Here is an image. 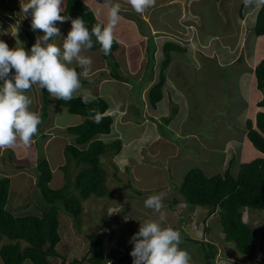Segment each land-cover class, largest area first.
<instances>
[{"label": "rangeland", "instance_id": "obj_1", "mask_svg": "<svg viewBox=\"0 0 264 264\" xmlns=\"http://www.w3.org/2000/svg\"><path fill=\"white\" fill-rule=\"evenodd\" d=\"M242 1L156 0L154 7L146 9L142 14L139 13L140 15H137L127 0L91 1L90 6L96 16L104 20L105 24L109 17L105 15H109L112 5L119 7L121 16L131 18L133 22L128 23L119 18L115 26L119 30L123 25V31L128 38L148 30L149 23L156 28L163 27L165 31H168V28L175 29L173 34L164 33L163 39L177 40L186 48V51L176 52V58H173L175 61L184 60L194 64L198 70L203 66L201 74L198 70H189L192 75L189 74L187 79L198 97L206 98V102L202 104L205 110L198 114L191 111L193 104L189 101L193 98L185 91L188 87L184 85L187 81L183 73L187 68L183 65L174 63L166 68L165 75L169 74V78L165 83V95L154 107L146 94L147 89H144L147 88L149 79L154 76L155 81L158 79V64L154 74L149 73V77L145 75L149 70L147 50H143L142 46L136 43L130 48L128 57L123 51L116 52L114 59L121 64L120 73L127 77L126 81L112 78V68L106 59L104 60L100 49L98 52L83 50L81 54L92 60L91 70L85 78L91 82L95 77L98 80L81 84L93 96L100 95L107 99L110 103L109 112L114 116L113 133L102 138L106 142L119 138L122 140V148L119 153L102 158L103 167L107 172L108 190L104 196L93 194L83 200L81 230L71 216L60 212L59 232L62 240L57 245V250L61 256L50 257L51 264H70L76 258L88 256L90 241L87 235L91 233H100L105 239L108 260L105 264H132L129 253L133 244L129 241L133 234L138 232L140 223L145 220H155L160 222L162 227L179 231L180 247L189 253L190 264H207V260L202 257V249H213V245H210L212 242L218 246L213 264H264V212L244 210V218L253 224L258 235L252 256H247L220 239L217 233L219 225L218 228L214 226L218 224V214L209 215L208 208L200 206L191 209L183 201L173 206L170 204L174 198H180L178 185L192 168H202L214 174L224 172L233 158V166L238 169L242 162H250L263 156L247 142L244 124L247 116L256 114L259 107L257 104L255 106V103L264 97V91L255 90V78L251 72H254V62L247 55L248 52H254L257 63L264 59V36H257L252 27L256 9L261 3L259 0H252L251 3L245 4L242 10L248 13H244L241 18ZM25 2L26 0L14 5L15 16L12 17L19 19L21 23V31H18L19 47L29 51L37 36L43 33L33 31L23 23L31 17L30 14L25 16L22 13L21 4ZM6 3L8 4V1ZM2 4H5L4 0H0V5ZM65 5L66 3L64 8ZM61 8L63 9L62 5ZM189 20L192 21L190 25ZM56 26L60 29L62 39L66 34V27L60 22H57ZM70 28L71 26L68 31ZM244 33L245 40L240 44ZM210 34L216 36L206 38ZM13 36H16V33H13ZM32 37L34 42L31 41ZM236 37L240 38L236 40L237 44L232 42ZM154 39L156 41V38ZM247 41L250 45L257 42V52L254 48L246 46ZM54 42L59 44V38H55ZM6 44L10 49L13 48L12 40H7ZM153 45L154 40L150 38L148 49ZM241 56L244 59L239 62L237 59ZM162 61L163 58L160 59L159 68H162ZM206 63L219 66L218 70L213 65L219 72L217 76L212 73L211 68H205ZM71 67L75 70L79 68L81 73V68L75 63ZM226 72L232 73H228V76ZM45 92L47 93L46 90H40L38 86L33 85L26 93L32 99L30 110L37 112L40 117L45 100L47 103L48 99L51 100L49 94L46 98ZM245 100L251 104L246 106ZM50 104L48 117L41 126L42 129L46 128V140L34 136L36 139L33 137L28 146L18 143L9 148L16 152V156L8 149L0 153V173L11 178L12 201L10 200L9 208L17 215L39 214L49 207L36 185L35 167L39 155L48 157L51 162L54 173L51 185L54 188L62 187L66 180L79 170L73 161H70L68 169L65 165L68 160L64 154V146L75 141V136L67 133L65 128L82 123L85 117L72 114L67 107L57 103ZM175 107H179L177 114H173ZM244 107H247V112L240 117L238 111ZM229 139H232L231 143L226 144ZM60 162H63L61 167L57 165ZM19 163L25 167L17 168ZM232 169L235 170L233 167ZM161 192L165 193L161 209L163 220L160 213L144 206L147 197ZM112 210L119 212L109 215ZM205 226H212V231H206ZM6 240L8 241L7 238L1 240L0 246ZM199 240L205 242L201 244ZM30 263L31 260H26L22 264ZM82 264L92 263L85 260Z\"/></svg>", "mask_w": 264, "mask_h": 264}, {"label": "trees", "instance_id": "obj_2", "mask_svg": "<svg viewBox=\"0 0 264 264\" xmlns=\"http://www.w3.org/2000/svg\"><path fill=\"white\" fill-rule=\"evenodd\" d=\"M6 1H8V4ZM4 2L5 4L0 5V9L11 16H15L14 5H17L18 2L16 0H4ZM242 3L241 16H243L242 9L246 4L245 0ZM61 14L70 16L72 19L81 17L89 30L94 24H104L84 0H66L65 8L61 11ZM253 29L257 36H264V4H261L257 10ZM145 32L144 35L148 36L147 44L150 38L154 40L152 48L148 49L147 45L149 70L145 75L149 77V73L154 74L157 65L156 51L158 46L155 43V35L151 36L145 34ZM31 41L34 42L33 37ZM93 41L94 46L91 50L100 49V45L95 43V37H93ZM119 48L120 42L115 38L111 54L108 56H105L103 52L102 54L112 68L110 70L112 78L118 81H126L127 77L120 73L121 64L114 59ZM163 50L165 55L161 62L162 68L157 73L158 80L151 85L148 91L150 103L154 107L163 99L166 83L165 70L172 60V53L174 51H186V48L173 41H166ZM243 59L244 57L241 56L237 60L242 62ZM253 70L254 72H251L254 73L255 90L264 91V59H261ZM76 71L80 73L79 68ZM240 72L238 71V73ZM227 74L224 75L225 79L229 76L228 74L226 77ZM80 79L81 83L84 84L94 82L85 77H80ZM154 79L155 76L148 81ZM191 91L194 100L192 111L196 114L202 113L205 110V106L202 104L206 102V98L198 97L199 95L195 93L193 88ZM45 96L48 97L47 94ZM50 99H48V103L46 100L44 102L41 116L42 123L48 117L50 102L67 107L72 114L85 117L82 123L66 128L67 133L75 136V141L67 143L64 147V154L68 160L65 165L68 169V165H71L70 161H73L79 170L76 171L75 175L73 173L70 177L68 176V180L62 187L54 188L51 185L54 173L49 158L44 155L43 157L37 155L36 185L49 207L43 210L42 213L26 215H17L9 208L12 201V198L10 199L11 178L0 174V241L4 238L8 239L0 246V256L5 264H22L26 260H31L32 264H51L50 257L61 256L57 250V245L62 240L59 232L60 212H65L71 216L75 221V225L81 230L80 215L83 210V200L90 198L93 194L104 196L108 190L107 172L103 167L102 158L117 154L122 148V140L115 139L106 142L101 137L112 132L114 122L113 116L108 114L110 103L107 99L97 95L90 104H84L80 99L71 101H63L54 97ZM250 104V101L246 102V106ZM256 104L259 107L256 114L252 117H246L244 123L245 137L248 139L247 142L252 144L263 156L250 162H242L238 169L233 166V158L230 160V166L224 172H214V174L213 172L204 171L202 168H192L184 175L178 185L180 198H174L170 203L173 206L183 201L191 209L200 206L208 208L209 215L218 214L219 221L214 226L218 228L219 225L218 231L220 232L217 231V233H219L220 239L226 244L230 243L240 254L247 256H252L253 246L258 235L253 224L244 218V210L249 209L257 213L264 212V97L259 99L255 106ZM175 108L173 114H177L179 111V107ZM90 109H96L103 115V119L99 124L89 119ZM245 112H247V107L238 111L239 116L241 117ZM42 123L38 126L39 130L35 136L37 139L43 138L46 140L47 133L42 129ZM36 137L34 138L36 139ZM11 151L12 155L16 154L14 150ZM16 166L19 169L25 167L24 164L20 163ZM205 230L212 231V226H205ZM87 237L90 241L89 255H85L81 259L76 258L70 264H82L85 260L90 261L92 264H105L108 260L103 235L91 233ZM204 242V240H199L201 244ZM210 245H213V249H202V257L207 260V264H213L218 253L217 244L212 242Z\"/></svg>", "mask_w": 264, "mask_h": 264}, {"label": "clouds", "instance_id": "obj_3", "mask_svg": "<svg viewBox=\"0 0 264 264\" xmlns=\"http://www.w3.org/2000/svg\"><path fill=\"white\" fill-rule=\"evenodd\" d=\"M127 2L137 15L156 4V0H127ZM251 2L252 0H245L246 4ZM259 3L264 4V0H259ZM61 5L62 0H26L21 4L22 13L25 16L31 15V29L43 33L37 36L36 42L29 51L24 47L10 49L0 40V149L13 148L18 143L28 146L37 135L42 119L37 112L30 110L32 99L26 94L33 85L38 86L40 90H46L45 94H49L50 98L63 101L80 99L84 104H90L95 100L96 96L84 89L81 84V75L87 77L92 65L91 58L81 53L85 49L93 48V37H95V43L100 45L103 54L105 56L111 54L115 42L114 28L119 19V7L111 8L107 24L97 23L89 30L81 17L72 19L70 16L62 15ZM258 8L259 6L256 11ZM66 21H71V28L66 37L61 39L62 34L56 24ZM141 34L144 35V32ZM55 38H59V44L54 42ZM163 46L161 51L164 59ZM158 51L159 48L156 57ZM74 63L83 70L81 73L71 67ZM157 64H160L158 57ZM151 81L144 89V91L147 89V96L151 87L149 84L155 83ZM109 110L108 114L112 115ZM116 110L118 111V107ZM89 119L99 124L103 115L96 109H90ZM112 133L113 128L110 134L101 137ZM231 141L232 139H229L226 144ZM164 198L165 193L161 192L144 200V206L160 213L161 220H163L161 209ZM118 212L112 210L108 214ZM129 242L133 244L129 253L132 264H190L189 253L180 247V232L171 227H162L161 223L155 220H145L140 223L138 232L133 234Z\"/></svg>", "mask_w": 264, "mask_h": 264}, {"label": "crops", "instance_id": "obj_4", "mask_svg": "<svg viewBox=\"0 0 264 264\" xmlns=\"http://www.w3.org/2000/svg\"><path fill=\"white\" fill-rule=\"evenodd\" d=\"M17 2H22V1H24V0H16ZM89 6H90V3H91V1H94V2H98V0H84ZM104 1H106V0H104ZM66 3V0H62V7H63V9H64V4ZM113 4V3H112ZM114 5H112V7H113ZM91 8H92V6H90ZM62 9V10H63ZM107 9H109V7L107 8ZM244 13L245 14H247L248 13V11H244ZM256 13H257V11H256ZM253 14V13H252ZM249 15H251V14H249ZM109 15H105V17H108ZM118 16H119V18L120 19H122V20H124L126 23H128V22H133L132 21V19L131 18H126V17H123V16H121L119 13H118ZM12 16L9 14V13H6V12H4V11H2L1 9H0V40H2V41H4L5 43L7 42V40H12V44H11V46L13 47V48H15V47H19V39H20V37H19V32L18 31H21V29H19V25H21V23H20V20L19 19H17V18H15V17H12ZM100 17V16H99ZM121 17H123V18H121ZM102 19V18H101ZM102 21V20H101ZM104 21V20H103ZM102 21V22H103ZM26 26H29V27H31V17H29V18H27L24 22H23ZM104 23V22H103ZM14 24V25H13ZM105 24V23H104ZM190 24H192L190 21H188V25H190ZM254 24H255V20H254ZM254 24H253V26H254ZM127 25V24H126ZM149 25V29L148 30H145L144 32H145V34H150L151 33V35H154V34H156L155 35V38H156V41H155V43H156V45H160V46H158V48H159V51H158V53H157V57H158V59L160 58V59H162V51H161V46L162 45H164V43H165V39H163V35H164V33H168V32H170L171 34H173L174 33V31L173 30H175V29H169L168 28V31H165L164 30V28L162 27V28H156V27H154L153 25H151V23H149L148 24ZM63 26L64 27H66L65 29H66V34H65V36L64 37H66V35H67V33H68V28H69V26H71V23H70V21H66V22H64L63 23ZM127 27H128V25H127ZM129 28V27H128ZM7 29H9V30H7ZM167 30V29H166ZM16 31V32H15ZM38 31H40V30H38ZM199 32V31H198ZM13 33H16V36H13ZM170 33H168L167 35H169ZM114 36H115V38H117L119 41H120V48H119V50L118 51H120V52H124V53H126V56H127V54H129V50H130V48L133 46V45H135L136 43L139 45V46H142V49L143 50H147V39H148V36H146V35H142L140 32H138L136 35H134V36H132V35H130L129 36V38L125 35V31H123V25H121L120 27H119V30H118V28H115L114 29ZM213 36H216V35H208V37H206V38H209V37H213ZM245 33L242 35V37H241V39L238 37H236V39H234L232 42L233 43H235V44H237L236 43V40H239L240 39V41H239V43L241 44L242 43V41H244L245 39ZM171 41H173V42H175V43H178L179 41H174V40H172V39H170ZM238 43V44H239ZM257 42H255L253 45H250V42H248L247 41V43H246V46L248 47V48H254V50H255V52H257V47L255 46V44H256ZM178 44H180V43H178ZM181 46H182V44H180ZM185 48V47H184ZM117 51V52H118ZM248 51V50H247ZM94 52H98L97 50H95ZM176 52L177 51H174L173 52V54H172V60H171V62H170V64H169V66L170 65H173L174 63L177 65H183V66H185L186 68H187V70H185V73H183V77L186 79V81L187 82H184V85L186 86V87H188V89L186 90L185 89V91H187L190 95H192V86H191V84L189 83V81H188V79H187V77H189V74H191L192 75V73H190V71L189 70H198V69H196L195 68V66H194V64L192 65L191 63H187L186 61H184V60H181V61H175V59H173V58H176ZM183 52V51H182ZM226 52V51H225ZM161 53V54H160ZM101 54H102V52H101ZM254 54V52H252L251 54H250V52H248L247 53V55H248V58L252 61V62H254V67L253 68H255L256 67V65L258 64L257 62H256V60H257V57H256V55H253ZM262 54V53H261ZM102 56H103V54H102ZM263 55H261V57H262ZM128 57V56H127ZM104 58V57H103ZM104 60H105V58H104ZM106 62H107V60H105ZM215 66V68L216 69H218L219 70V66L218 65H216L215 63H212V64H210V63H206L205 64V68L208 66L209 68H211V70H212V73L215 75V76H217L218 75V70H215V68H214V66ZM169 66H167V68L169 67ZM202 68H203V66L201 67V69L200 70H198V71H200V74H201V72H202ZM160 68H159V64H158V70H159ZM166 71V70H165ZM254 74V73H253ZM92 78V77H91ZM157 78H158V75H157ZM169 78V74L166 76V82H167V79ZM196 78V77H195ZM94 80H98V78L97 77H95V79ZM93 80V81H94ZM100 81V80H99ZM155 81V79L153 80V82ZM149 82H152V81H149ZM150 85V84H149ZM164 89H165V86H164ZM35 93H36V91H35ZM34 93V94H35ZM164 95H165V93H164ZM96 95H94V97H95ZM192 98H193V96H192ZM194 100L192 99V101H189V102H191L192 104H194V102H193ZM37 111H39L38 109H37ZM192 111V110H191ZM53 127V126H52ZM43 131L46 133V128H44L43 129ZM4 149H0V153H2V151H3ZM61 163H63V162H60L59 164H57V165H61L62 166V164ZM60 166V167H61ZM0 174H2V172L0 173ZM0 264H5L4 263V261H3V259L1 258V256H0ZM30 264H32V263H30Z\"/></svg>", "mask_w": 264, "mask_h": 264}]
</instances>
